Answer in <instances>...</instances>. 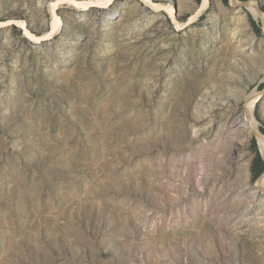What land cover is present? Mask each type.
Wrapping results in <instances>:
<instances>
[{
    "label": "rangeland",
    "instance_id": "obj_1",
    "mask_svg": "<svg viewBox=\"0 0 264 264\" xmlns=\"http://www.w3.org/2000/svg\"><path fill=\"white\" fill-rule=\"evenodd\" d=\"M98 1L0 0V264H264V0Z\"/></svg>",
    "mask_w": 264,
    "mask_h": 264
},
{
    "label": "bare ground",
    "instance_id": "obj_2",
    "mask_svg": "<svg viewBox=\"0 0 264 264\" xmlns=\"http://www.w3.org/2000/svg\"><path fill=\"white\" fill-rule=\"evenodd\" d=\"M110 1L111 0H99L98 3L100 5L107 6ZM73 2H74L75 5H77L79 7L80 6H82V7H88L90 5V3H81L80 4V3H77L76 1H73ZM147 2L148 3H151V0H148ZM205 2H206V0H205ZM205 2L203 3L202 8L205 6ZM249 4H250V6L249 5L248 6L250 7V13H252V14L255 15L256 12H257L255 10L256 3L255 2H252V3H249ZM53 7H54V5H53ZM137 30L138 31L141 30L139 26H138ZM251 35H252V32H251ZM257 97H258V95L256 93H253V94L249 95L248 97H246L245 107H246L247 119H246V122L244 123V126H245V129H246V134L248 136H250L254 132H258L259 131L258 130V126L256 124V121H255V119L253 118V115H252V108H253L254 100ZM258 139H259V142H260L261 147L264 149V136H259L257 138V140ZM256 187H258V188H260L261 190L264 191V175L261 177V179H259V181H257Z\"/></svg>",
    "mask_w": 264,
    "mask_h": 264
},
{
    "label": "trees",
    "instance_id": "obj_3",
    "mask_svg": "<svg viewBox=\"0 0 264 264\" xmlns=\"http://www.w3.org/2000/svg\"><path fill=\"white\" fill-rule=\"evenodd\" d=\"M223 1L227 2L228 0ZM251 145L254 152V157L251 162L250 171L252 178L257 179L264 172V158L258 149V144L255 138L252 139Z\"/></svg>",
    "mask_w": 264,
    "mask_h": 264
},
{
    "label": "water",
    "instance_id": "obj_4",
    "mask_svg": "<svg viewBox=\"0 0 264 264\" xmlns=\"http://www.w3.org/2000/svg\"><path fill=\"white\" fill-rule=\"evenodd\" d=\"M232 2H233V0H231ZM242 5L243 6H248L249 5V2L248 1H246V2H244V3H242ZM260 12V11H259ZM261 16V18H262V21H263V17H262V15H260ZM263 27H264V22H263ZM262 93H264V88L262 89V91H260V93L258 94V95H260V94H262ZM254 135L256 136V138H258L259 136H264L262 133H260L259 131L258 132H254ZM264 175V172L256 179V183H257V181H259V179H261V177Z\"/></svg>",
    "mask_w": 264,
    "mask_h": 264
}]
</instances>
